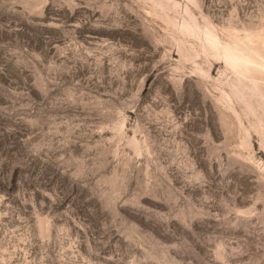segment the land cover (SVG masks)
Masks as SVG:
<instances>
[{
	"label": "rangeland",
	"instance_id": "rangeland-1",
	"mask_svg": "<svg viewBox=\"0 0 264 264\" xmlns=\"http://www.w3.org/2000/svg\"><path fill=\"white\" fill-rule=\"evenodd\" d=\"M0 264H264V0H0Z\"/></svg>",
	"mask_w": 264,
	"mask_h": 264
},
{
	"label": "bare ground",
	"instance_id": "bare-ground-1",
	"mask_svg": "<svg viewBox=\"0 0 264 264\" xmlns=\"http://www.w3.org/2000/svg\"><path fill=\"white\" fill-rule=\"evenodd\" d=\"M238 58L241 59L240 62H241L242 64H240V65H244V64L248 63V62L245 60V59H248L247 56H245V55L242 56L241 54H240V55H236V56H234V58H231V59H232L233 62H235V61H237Z\"/></svg>",
	"mask_w": 264,
	"mask_h": 264
}]
</instances>
